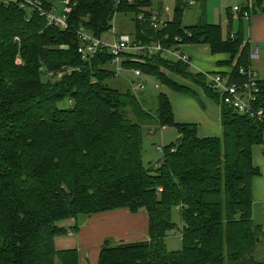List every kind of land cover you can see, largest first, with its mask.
I'll return each mask as SVG.
<instances>
[{
	"label": "trees",
	"instance_id": "trees-1",
	"mask_svg": "<svg viewBox=\"0 0 264 264\" xmlns=\"http://www.w3.org/2000/svg\"><path fill=\"white\" fill-rule=\"evenodd\" d=\"M3 1L0 264H79L76 248L55 246V238L67 234L61 224L122 208L146 212L148 239L114 245L105 240L96 264H264L254 257L263 230L253 221L251 189L260 174L252 148L263 143L264 119L222 103L206 77L180 60L122 53L123 69H138L177 93H194L165 69L220 105L221 137H200L194 124L175 122L165 94H157L152 113L131 85L125 90L107 86L109 78L119 75L109 67L113 55L107 48L89 61L77 51L80 28L101 38L112 28L116 12L132 13L135 29L128 34L134 42L157 40L167 48L208 44L213 54L229 55L234 81L239 68L250 67L243 13L238 12V31L223 37L221 25L208 23L205 15L184 27V9L190 5L185 0H176L172 18L160 29L150 25L154 11L147 0H68L67 27L61 29L17 1ZM250 1L244 7L248 14L264 11V0ZM162 9L160 3L156 11ZM258 87L254 106L264 112V80H258ZM66 100L71 105L59 107ZM143 125L173 127L182 136L180 145L161 148L155 169L142 160ZM173 208L179 209L182 223L178 251H168L164 241L175 226ZM78 228L74 225V232Z\"/></svg>",
	"mask_w": 264,
	"mask_h": 264
},
{
	"label": "crops",
	"instance_id": "crops-1",
	"mask_svg": "<svg viewBox=\"0 0 264 264\" xmlns=\"http://www.w3.org/2000/svg\"><path fill=\"white\" fill-rule=\"evenodd\" d=\"M232 11L240 19L239 13L233 9ZM163 12L164 6L161 13L163 14ZM233 12L230 14L232 18L236 16ZM251 13L247 18H242V22L244 19L247 20V33L244 30L243 32L245 42L249 47V54H255V56L249 57V66L256 72L259 80H264V11ZM119 32L123 31L114 32L113 35ZM234 33L230 32V34ZM113 35L109 40L103 41H111ZM176 47L173 48V51L165 52L161 56L169 61L176 62L178 61V54H186L190 59L188 69L192 73L220 72L229 75L232 71L233 65L227 63L229 55L226 53L213 54L208 44L186 43ZM181 84L183 83L181 82ZM184 85H187L195 92L197 99H192L189 95L177 93L169 88L174 93L171 97L164 91L160 92L165 94L170 100L175 122L194 124L197 127V133L200 137H221L220 105L209 97L202 88L194 84H191L193 86L188 84ZM161 86L166 87L164 85ZM143 94L144 92L141 95ZM178 135L176 132L175 137ZM252 161L253 165L260 172L258 176L252 179L251 183L254 211L258 206L264 207V139L262 144L253 146ZM147 225L148 216L146 212L143 213L140 211L133 214L124 208L88 216L74 233L76 237L75 248L79 252V264H96L98 253L105 240L113 238L117 243L147 240Z\"/></svg>",
	"mask_w": 264,
	"mask_h": 264
},
{
	"label": "rangeland",
	"instance_id": "rangeland-1",
	"mask_svg": "<svg viewBox=\"0 0 264 264\" xmlns=\"http://www.w3.org/2000/svg\"><path fill=\"white\" fill-rule=\"evenodd\" d=\"M54 7V13L60 15L65 9L64 0H47ZM133 1V0H132ZM130 1V2H132ZM152 4V9L155 11L160 3L164 6L163 18L168 20L172 18L174 6L176 0H147ZM184 1V0H181ZM189 2V6L184 9L182 25L188 26L192 25L198 16L205 15L206 21L211 24H220L222 29L223 37H226L230 32H237L240 27V21L238 15L232 11L234 6L241 7L250 6V0H205V2H200L198 0H185ZM192 1V3H190ZM203 6H202V5ZM235 14L234 18L230 14ZM252 13L250 12V15ZM132 13L116 12L111 20L112 28L101 34L102 40H109L114 32L123 31L125 33H131L135 29V22L132 19ZM242 29L247 33V20H243ZM230 31V32H229ZM178 45H173L172 48H177ZM172 62V61H171ZM109 67L114 69V65L111 63ZM165 74L172 77L175 81L183 84L191 85L193 83L182 79L179 76H175L169 71L162 69ZM45 80V77H43ZM131 81H139L144 84L142 91L144 94L141 96V101L143 105L150 110L152 113L156 109V96L160 92H165L170 97L173 96L168 88L162 87L154 77L141 74L140 77L136 78L131 70L123 69L117 77L109 78L105 83L111 88H116L120 90H125L130 86ZM193 86V85H191ZM192 99H197L195 92L189 95ZM71 102L64 101L59 103V107H69ZM176 129L173 127L160 128L156 125H143L142 126V160L144 165L153 166V169L157 166V163L162 158V151L158 147L168 146L175 141ZM150 163V164H149ZM141 212L145 213L144 210ZM253 221L262 227L263 235L261 241L259 242L255 252L254 257L264 262V207L258 206L253 211ZM87 217L80 216L77 220H68L63 222L61 225L67 229V234L64 236H58L55 238V246L57 249L65 248H75L76 247V237L73 230L74 225L80 226L84 219ZM171 218L175 224L174 228L167 232L164 239L165 245L168 251H178L182 248V241L180 231L182 229L180 211L178 208H173L171 212ZM73 227V228H72ZM109 244H118L113 238L109 239Z\"/></svg>",
	"mask_w": 264,
	"mask_h": 264
},
{
	"label": "built area",
	"instance_id": "built-area-1",
	"mask_svg": "<svg viewBox=\"0 0 264 264\" xmlns=\"http://www.w3.org/2000/svg\"><path fill=\"white\" fill-rule=\"evenodd\" d=\"M17 1L19 6L31 11H36L40 16L46 19L48 25L56 26L61 29L67 27L66 19L67 14L70 12V6L68 0H64L66 6L64 11L60 15L54 13L53 5L51 7H45L41 0H14ZM3 2H7L4 0ZM233 10L236 12H242L244 18H247L249 14L239 7L234 6ZM142 16L140 15L139 18ZM167 20H164L163 14L154 11L149 22L153 29H160L165 26ZM78 37L80 39V46L78 47V53L81 59L89 61L100 48H107L113 55L112 64L116 74H120L123 70L122 62L123 58L121 54L124 52L132 53H147V54H160L173 51V48L164 47L159 41L155 40L150 43L141 44L134 42L131 36L125 32L115 33L112 40L109 42L103 41L101 38H97L86 32L83 28L78 30ZM15 41H19L17 37ZM255 56L254 53H250L249 57ZM177 60L186 64H190V59L186 54L180 53L177 55ZM136 78L141 76V71L138 69L131 70ZM207 79V85L216 91L220 96L221 102L230 106L235 111L241 114H248L251 117L257 118L262 121L264 119V112L262 109H256L254 104L256 102L258 87V77L256 72L252 68H239L237 80H231L229 75H224L220 72L203 73ZM242 78V80H240ZM131 88L133 91H141L144 88V84L139 81H131ZM162 147H158L161 150ZM158 191H162L161 188Z\"/></svg>",
	"mask_w": 264,
	"mask_h": 264
},
{
	"label": "water",
	"instance_id": "water-1",
	"mask_svg": "<svg viewBox=\"0 0 264 264\" xmlns=\"http://www.w3.org/2000/svg\"><path fill=\"white\" fill-rule=\"evenodd\" d=\"M243 10H244V8L241 7V11H243ZM142 93H143L142 91H139V92H138L139 95H141ZM174 143H175L176 145H180V144L182 143V136H181V135H178V136L175 138Z\"/></svg>",
	"mask_w": 264,
	"mask_h": 264
}]
</instances>
